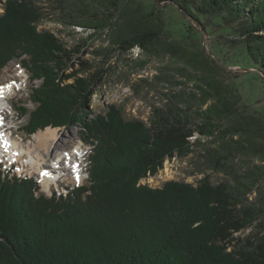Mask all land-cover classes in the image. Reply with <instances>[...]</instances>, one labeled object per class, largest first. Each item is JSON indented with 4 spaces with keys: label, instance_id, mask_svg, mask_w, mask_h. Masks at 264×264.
Segmentation results:
<instances>
[{
    "label": "trees",
    "instance_id": "1",
    "mask_svg": "<svg viewBox=\"0 0 264 264\" xmlns=\"http://www.w3.org/2000/svg\"><path fill=\"white\" fill-rule=\"evenodd\" d=\"M163 1L199 24L213 18L225 32L237 22L241 52L264 73V0ZM0 3V68L17 58L31 83L33 108L17 107L19 117L27 118L22 130L30 136L47 126L68 129L81 122L80 139L91 145L87 180L65 193L46 195L34 177L9 176L0 168V264H264V235L235 237L260 210L240 207L229 183L213 184L204 176L195 183L167 181L161 188L140 184L157 176L165 160L182 161L196 152L203 137L212 140L220 132L221 147H228V137L254 131L251 116L240 114L238 97L216 82L219 65L169 40L166 29L140 12L117 17L114 7L103 17L94 3H82L65 22L92 30L90 39L108 35L112 50L151 53L159 46L176 57L190 54L187 60L203 83L195 85L201 105L208 104L196 111L198 122L173 103L154 106L146 122L126 120L112 103L89 110L93 95L101 98L96 87L106 70L80 75L92 68L87 61L73 69L87 45L67 48L52 32L38 30L42 11L34 0ZM229 120L234 124L224 125ZM262 122L258 134H264ZM247 141L251 152L264 155V142L255 147L252 136ZM215 152L211 165L222 169L227 157Z\"/></svg>",
    "mask_w": 264,
    "mask_h": 264
},
{
    "label": "rangeland",
    "instance_id": "2",
    "mask_svg": "<svg viewBox=\"0 0 264 264\" xmlns=\"http://www.w3.org/2000/svg\"><path fill=\"white\" fill-rule=\"evenodd\" d=\"M1 1L5 2V0ZM34 2L42 11V19L37 26L38 30L52 32L67 48L82 43L87 45L83 47L82 54L75 59L73 69H80V61H87V64L92 68L81 72L80 75L89 76L100 69L106 70L104 79L96 87L97 91L101 93V98L94 94L89 110L100 111L112 103L120 109L126 120L139 119L146 122L154 106L162 107L173 103L185 109L192 121L198 122L196 111L205 109L208 104L201 105L200 96L202 93L195 85H203V83L200 80V71L195 70L187 60L191 57L190 54L176 57L159 46L151 53L139 48L125 53L121 50H112L113 48L108 43V35L101 38L95 36L90 39L88 35L92 34V30L81 26H71L65 22L76 16V7L82 3L88 6L94 3L99 15L103 17L113 12L114 7L117 9L114 11L117 17H121L123 12H129L130 15L140 12L152 24L159 23L166 29L169 40L179 41L189 51L199 53L206 63L220 66V73H216V82L238 97L239 104L237 105L241 111L239 112L245 116H251L252 120L248 126L254 131L251 134L241 132L234 135L232 140L231 137H228L227 140L230 141L228 147H221L220 132H217L212 140L203 137L201 144L196 146V152L189 154L182 161L178 158L165 160L162 170L157 176L143 178L140 184L151 188H161L167 181L195 183L196 180L204 176H208L209 181L213 184L227 182L242 200L239 204L240 207L250 206L256 210L259 209L261 213V216L255 219L250 226L235 233V237L244 240L250 237L255 240L257 237L263 236L264 155L251 152V145L247 138L253 137V142L257 143L255 147L259 146L260 141L264 142V134H258L259 130L256 129L258 121H263L264 124V77L259 76L257 68L250 67L252 65L244 52H241L242 43L237 32L238 23L227 24L226 32L222 31L224 26H219L211 17L203 19L202 25L180 10L178 6L163 0H34ZM151 5L152 12L149 13L147 8ZM3 12L4 7L0 3V16ZM102 49H106L105 52ZM94 51H103V53ZM223 67L230 70L223 69ZM250 68H252L250 71L243 70ZM71 70V68L67 69L66 73ZM10 81L15 86L14 90L8 94V99H6L8 103L4 107L9 122L7 128L11 129L12 136L22 141L21 144L24 148L20 151L26 152L30 159L34 158L33 164L40 169L34 153L25 148L26 142H29V145L33 144V135L42 130H38L30 136L22 130L27 118L19 117L17 107L23 104L28 109H32L33 105L29 101L28 93L31 83L28 72L17 58L10 59L4 67L0 68V87ZM34 84L39 85L40 79L35 80ZM234 122V120H229L224 122V125L226 123L234 124ZM52 128L56 129L60 138L66 140L64 149L66 152H69L78 143L80 144V131L83 129L81 122L68 129ZM241 143L242 151L237 148ZM81 145L85 149L86 157L83 181L63 180L64 175L62 176V174L66 175L67 171L62 172L59 167L54 172L60 177L62 176L61 182L52 184L54 181L51 180L50 189H44L41 182V192L50 195L54 189L63 193L67 191V188L81 185L87 180V159L91 147L82 142ZM215 151H220L227 157L223 160L224 168L222 169L213 168L211 165L216 157L215 153L217 152ZM26 153L23 155L27 156ZM49 157H46L47 161L51 159ZM21 158L24 157L21 156ZM27 164L23 165L20 161L18 162L19 166L9 172L20 176L26 174L40 179L38 177L40 175L37 173L39 170L31 168ZM7 166L5 164L4 167H1L7 171ZM47 166L48 163L45 164L46 173L49 172ZM6 174L10 176L8 172ZM67 174L69 175V173ZM50 175L52 176V173Z\"/></svg>",
    "mask_w": 264,
    "mask_h": 264
},
{
    "label": "bare ground",
    "instance_id": "3",
    "mask_svg": "<svg viewBox=\"0 0 264 264\" xmlns=\"http://www.w3.org/2000/svg\"><path fill=\"white\" fill-rule=\"evenodd\" d=\"M10 86V87H9ZM14 84L13 82H6L3 84L0 88L3 89L2 95H0V156L4 160H6L9 163L12 162H22V164L28 163L31 168H34L35 170L38 169L33 162L35 161L34 158L30 159V156L26 152H21L20 150L24 148V146L21 144V140L12 136L11 129L7 128L9 125V122L7 121V116L5 114V105H7L8 101V94H10L14 90ZM19 88V87H18ZM33 144H28L29 142H26L25 148L28 151H31L34 153L36 157V163L40 167L37 171L38 176L42 182L44 189H50L51 180L56 178L57 173L56 171L59 167L61 168L62 172H66L65 174H62L63 180H71L72 182H82L83 181V170H80V166L82 165V157L84 156L83 146L78 143L72 149H70L69 152H66L65 145L66 140L63 138H60L58 136V133L56 129H53L52 127H46L42 131H39L35 135H33ZM81 141V140H79ZM25 144V143H23ZM64 150V151H63ZM27 154V156H24L23 154ZM55 153V154H53ZM67 158H63L62 161L57 163V159L60 156H64ZM24 157V158H21ZM50 156V157H49ZM46 157H49L51 159H46ZM66 161V164L64 165L63 161ZM47 161V162H46ZM48 163V171L44 176L41 175L44 169H46L45 164ZM22 165V166H23ZM20 168V167H19ZM52 173V176L50 175ZM69 173V175L67 174ZM71 173V174H70ZM59 176V175H58ZM60 177V178H61ZM62 179H59L57 182H61Z\"/></svg>",
    "mask_w": 264,
    "mask_h": 264
},
{
    "label": "water",
    "instance_id": "4",
    "mask_svg": "<svg viewBox=\"0 0 264 264\" xmlns=\"http://www.w3.org/2000/svg\"><path fill=\"white\" fill-rule=\"evenodd\" d=\"M220 67V66H219ZM223 69H226V70H230V69H227V68H224L223 67ZM252 68H250V69H243L244 71H250ZM258 71H259V76L260 77H264V73L262 72V71H260L259 69H257Z\"/></svg>",
    "mask_w": 264,
    "mask_h": 264
},
{
    "label": "snow or ice",
    "instance_id": "5",
    "mask_svg": "<svg viewBox=\"0 0 264 264\" xmlns=\"http://www.w3.org/2000/svg\"><path fill=\"white\" fill-rule=\"evenodd\" d=\"M10 87V86H9ZM2 91H3V89L2 88H0V95H2Z\"/></svg>",
    "mask_w": 264,
    "mask_h": 264
}]
</instances>
